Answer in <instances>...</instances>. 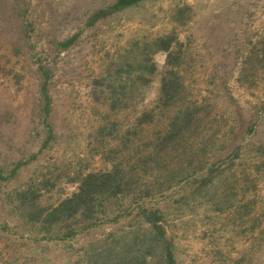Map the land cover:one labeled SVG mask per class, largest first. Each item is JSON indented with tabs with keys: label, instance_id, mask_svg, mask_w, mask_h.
<instances>
[{
	"label": "rangeland",
	"instance_id": "1",
	"mask_svg": "<svg viewBox=\"0 0 264 264\" xmlns=\"http://www.w3.org/2000/svg\"><path fill=\"white\" fill-rule=\"evenodd\" d=\"M116 1L0 0V264L145 248L151 220L175 264H264V0ZM113 165L130 184L95 220H29Z\"/></svg>",
	"mask_w": 264,
	"mask_h": 264
},
{
	"label": "trees",
	"instance_id": "2",
	"mask_svg": "<svg viewBox=\"0 0 264 264\" xmlns=\"http://www.w3.org/2000/svg\"><path fill=\"white\" fill-rule=\"evenodd\" d=\"M134 2L135 0H117L112 9L121 8ZM172 41L173 37L167 36L157 38L151 44L157 50L167 51L170 56L169 48ZM178 85L176 72L171 71L169 77H163L161 98L164 100V105H172L179 100ZM43 95L46 111L48 112L49 98L46 96L47 94ZM190 118L189 110L186 112V108H184L183 112L175 116L165 127L166 135L170 136L169 138H173L170 134L180 132V123L185 121L188 123ZM175 125L178 126V132ZM169 138L165 137L163 140L167 139L168 141ZM127 174L118 165H113L107 171L91 172L82 178L77 191L49 207L36 206L32 211H29V214H27L28 218L31 221H39L47 226V238L60 237L61 234L58 232L59 225L67 221H74L78 217L86 220H95L99 206H102L106 200L123 195L130 184V178H128ZM20 195L23 198L26 197L24 192L20 193ZM151 222L156 230L152 239L145 236V240L150 242L148 245L146 244L145 248H142L136 238L125 239L123 245L115 246L114 249L109 247L93 249V253L89 256L86 264H175L170 245L166 242L162 229L157 226L156 220H151ZM67 227H71V224H67ZM73 231L69 228L67 233L71 235Z\"/></svg>",
	"mask_w": 264,
	"mask_h": 264
}]
</instances>
